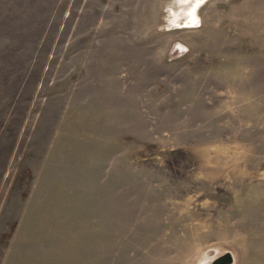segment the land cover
I'll return each instance as SVG.
<instances>
[{
    "label": "rangeland",
    "instance_id": "rangeland-1",
    "mask_svg": "<svg viewBox=\"0 0 264 264\" xmlns=\"http://www.w3.org/2000/svg\"><path fill=\"white\" fill-rule=\"evenodd\" d=\"M203 221L264 264V0H0V264H202Z\"/></svg>",
    "mask_w": 264,
    "mask_h": 264
},
{
    "label": "crops",
    "instance_id": "crops-1",
    "mask_svg": "<svg viewBox=\"0 0 264 264\" xmlns=\"http://www.w3.org/2000/svg\"><path fill=\"white\" fill-rule=\"evenodd\" d=\"M119 115H126L124 111H122L121 113H119ZM209 220V219H208ZM212 222H200L197 229H198V238L199 240H201V242H205L207 243V245H205L203 247V249H205L204 251H202V255L200 257V262L202 264H207L209 263V261H211V259H214L216 257H218L219 255L223 254V253H231L233 255V249L234 247H229L225 242L221 241L222 243H224L226 246H223L221 244H219L218 242H216L215 245H213V240L208 241L209 237L216 234L218 237L220 234L223 233L222 229L219 228H213ZM214 229V230H213ZM213 231V232H212ZM213 233L212 235L209 233ZM237 232V231H236ZM193 236L196 237L195 232L193 231Z\"/></svg>",
    "mask_w": 264,
    "mask_h": 264
},
{
    "label": "water",
    "instance_id": "water-1",
    "mask_svg": "<svg viewBox=\"0 0 264 264\" xmlns=\"http://www.w3.org/2000/svg\"><path fill=\"white\" fill-rule=\"evenodd\" d=\"M231 262H232L231 254H226L216 258L213 262H210V264H227Z\"/></svg>",
    "mask_w": 264,
    "mask_h": 264
}]
</instances>
